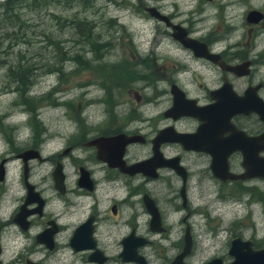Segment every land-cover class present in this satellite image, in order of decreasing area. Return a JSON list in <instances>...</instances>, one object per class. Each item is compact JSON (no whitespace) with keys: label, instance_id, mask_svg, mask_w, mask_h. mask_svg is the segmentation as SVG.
I'll return each instance as SVG.
<instances>
[{"label":"flooded vegetation","instance_id":"obj_1","mask_svg":"<svg viewBox=\"0 0 264 264\" xmlns=\"http://www.w3.org/2000/svg\"><path fill=\"white\" fill-rule=\"evenodd\" d=\"M241 1L246 4L239 0L238 7ZM143 7L147 9V3ZM241 10L243 22L238 24L234 15H226L223 31L211 29L198 35L199 28L190 22H177L219 55L218 60L197 55L173 35L171 25L157 19L167 28L157 29L155 46L167 47L160 41L171 36L180 49L190 52L175 55L178 62L168 66L167 54L152 51L159 60L157 81L169 85H163L161 93H166L170 103L158 114L130 107L120 117L107 108L104 119H91L87 114L75 117L72 129L59 135L62 144L52 148V135L43 123H37L43 121L39 118L28 122V133L17 130L13 135H0V264H191L208 248L217 252L201 264L214 258L223 263L234 259L232 238H246L236 233L228 241L220 235L222 227L208 224L213 220L211 209L222 203H212L213 189L216 199H222L225 186L238 193L245 182L264 181L261 175L223 179L216 174L244 172L246 155L264 157V118L259 112V108L264 110V6L250 4ZM252 10L262 17L250 14ZM167 15L176 23L173 15ZM119 30L110 35L111 44L124 43L126 37V43L133 46L141 34L140 30L126 33L122 26ZM138 58V62L146 60ZM187 58L194 65L202 62L207 76L202 79L193 71L189 77ZM144 77L147 83L149 77ZM175 85L189 101L182 98L183 105L170 113ZM136 96L142 97L138 90ZM195 105L201 110L185 113ZM162 129H167V136L174 131L193 134L188 138L190 147L181 140L161 143L163 158L177 166L159 165L151 173V167L129 171L117 165L151 157L153 138ZM118 133L136 135V139L125 144L110 139ZM194 174L198 180L191 184ZM203 177L213 183V189ZM255 186L257 191L260 187ZM204 230L213 231L207 248L198 242Z\"/></svg>","mask_w":264,"mask_h":264},{"label":"rangeland","instance_id":"obj_2","mask_svg":"<svg viewBox=\"0 0 264 264\" xmlns=\"http://www.w3.org/2000/svg\"><path fill=\"white\" fill-rule=\"evenodd\" d=\"M4 2L0 0V126H3L0 135H13L17 130L20 134L28 133V122L41 119L43 121L37 123H43L48 134L52 135L50 148L62 144L59 135L72 129L75 117L87 114L91 119H104L108 115L106 108L120 117L130 107L147 109L150 115H156L170 103L166 93H161V87L169 88V85L167 82L158 83L156 69L159 60L154 58L152 51L167 54L166 57L170 58L168 66L178 62L175 55H190V52L181 50V46L172 42L171 36H164L160 41L167 47L161 49L159 43L155 46L157 29L167 27L143 4L156 6L165 14L173 15L176 22L185 25L190 22L199 28L198 35L211 29L223 31L226 15H234V21L241 24L243 6H264V0H251L250 4L246 0L245 5L241 1L240 7L239 0H52L35 9L26 5L5 9ZM15 9L20 16L13 20L11 11ZM114 15L121 16L119 21L109 20ZM120 21L129 26V30ZM121 26L126 33L140 30L135 47L126 43V37L124 43L111 44L110 35L116 30L120 33ZM74 55L80 60H75ZM138 55L146 60L138 62ZM187 60L191 65L189 77L193 71L202 79L207 76L202 62L194 65L193 60ZM58 67L63 69L62 73ZM19 69L28 80L26 85L16 76ZM125 73L140 77L131 80ZM144 76L149 77L147 83L143 81ZM136 90L141 99L136 96ZM112 113L109 116H113ZM197 180V174H194L191 184ZM203 181L213 189L212 182L206 178ZM245 183L244 187L237 189L238 193L229 192L231 187L225 186L222 199H216L213 189L212 203H222L217 209H211L213 220L208 224L222 227L220 235L223 239L227 237L231 241L230 238L240 233L245 238H253L255 245L261 247L264 245V181ZM254 186L260 188L256 191ZM257 197L258 201H255ZM196 203L199 204V199ZM210 233L213 231H202L199 246L207 248L211 242ZM205 250L197 254L191 264H201L217 252L214 248ZM224 251L227 253L226 249Z\"/></svg>","mask_w":264,"mask_h":264},{"label":"water","instance_id":"obj_3","mask_svg":"<svg viewBox=\"0 0 264 264\" xmlns=\"http://www.w3.org/2000/svg\"><path fill=\"white\" fill-rule=\"evenodd\" d=\"M147 9L152 15L162 20H165L169 25H171L174 30L173 35L176 38L180 39L186 46L193 48L197 55L206 56L208 58L218 60L219 55L209 51L206 44L200 41L198 38L189 36L188 31L183 24L173 22L167 14L162 13L156 6H148ZM250 14L257 15L258 19L262 17V14L261 13L259 14V11L257 10H252ZM172 92L174 93L175 102L174 105L171 108H169L170 113H173L174 109H176L178 106L183 105V103L181 102L182 98L186 99V101H189V98L186 97L184 91L180 89V87H178L177 85L173 86ZM240 105L241 104L239 102L238 109L241 110L242 108ZM196 110H201V109L199 106L195 105L192 107H188V109L185 110V113L191 114L194 113V111ZM259 112L261 113L262 118H264V110L259 108ZM166 130L167 129L160 130V132L153 138L154 154L151 157L127 166H122L121 162H117V165H119V167H121L122 169L129 171H140L146 169V167H151L153 169L152 170L153 172L151 173H154L155 168H157L159 165L177 166L176 164L173 163L172 159L163 158L162 152L160 151V145L164 141L181 140L186 143L187 147H190L188 138L190 137V135L192 136L193 134L187 132L174 131L169 133V135L172 134L171 136H167ZM256 138L258 139L259 137H255L254 139ZM110 139H121L123 141L122 143L125 144L135 140L136 135H126L125 133H118L116 135L111 136ZM244 163L246 166V170L242 173L235 174L232 172L228 173V172L218 171L216 172V174L222 177L223 179H226L227 177L250 178L258 175L264 176V157L246 155ZM230 253L234 256V259L228 263H223L221 258H214L211 261H209L207 264H264V246L255 247L254 240L251 238L243 239L240 236H236L232 238ZM131 257L134 258L135 260L140 259L142 261V259L139 258V256L132 255ZM143 262L144 261H142V263Z\"/></svg>","mask_w":264,"mask_h":264},{"label":"trees","instance_id":"obj_4","mask_svg":"<svg viewBox=\"0 0 264 264\" xmlns=\"http://www.w3.org/2000/svg\"><path fill=\"white\" fill-rule=\"evenodd\" d=\"M50 1H52V0H5V2H4V7H5V9H10V8H12V7H14V6H17V7H24V5H26V6H29L30 8L32 7V8H36V7H39V6H43V5H46L47 3L49 4V2ZM57 1H60V0H57ZM1 8V7H0ZM12 13H13V20L14 19H18L19 18V16H20V14H19V12L18 11H16V9L15 10H13V11H11ZM79 55V54H78ZM99 58V57H98ZM74 59L75 60H78L79 58L76 56V55H74ZM80 60V59H79ZM82 61H84V59L82 58ZM82 61H81V63H82ZM2 63V62H1ZM80 63V64H81ZM107 67V66H106ZM108 68V67H107ZM13 68H11V70H12ZM57 70H59L60 72L61 71H63V69L62 68H60V67H58V69ZM13 71H14V69H13ZM62 73V72H61ZM126 74V73H125ZM17 78H18V80H20L23 84H27L28 83V80H26V78H24V76H22V74H21V69H19V71L17 72ZM142 76V75H141ZM140 76H135V75H132L131 74V77H129V76H127V74H126V78H131V80H134V79H136V78H139ZM13 81H15L14 80V73H13ZM17 82V81H16ZM19 84V83H18ZM25 85L24 86H22V88H24L25 87ZM19 87H21V85L19 84ZM107 92H108V94H110L111 93V90L110 89H108L107 90ZM29 98H31V99H33V97H29ZM27 100V99H26ZM28 101V100H27ZM26 101V103H27V105L29 106V104H28V102ZM22 103H24L25 104V101L22 99V101H21ZM29 108H31V106H29ZM78 118H80V117H78ZM247 188V187H246ZM248 189V188H247ZM249 190V189H248Z\"/></svg>","mask_w":264,"mask_h":264},{"label":"bare ground","instance_id":"obj_5","mask_svg":"<svg viewBox=\"0 0 264 264\" xmlns=\"http://www.w3.org/2000/svg\"><path fill=\"white\" fill-rule=\"evenodd\" d=\"M21 111H23V110H21Z\"/></svg>","mask_w":264,"mask_h":264}]
</instances>
